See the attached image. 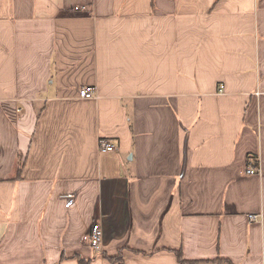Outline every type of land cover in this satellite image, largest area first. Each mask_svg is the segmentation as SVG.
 Here are the masks:
<instances>
[{
	"label": "crops",
	"instance_id": "1",
	"mask_svg": "<svg viewBox=\"0 0 264 264\" xmlns=\"http://www.w3.org/2000/svg\"><path fill=\"white\" fill-rule=\"evenodd\" d=\"M177 252L264 264V0H0V264Z\"/></svg>",
	"mask_w": 264,
	"mask_h": 264
},
{
	"label": "built area",
	"instance_id": "2",
	"mask_svg": "<svg viewBox=\"0 0 264 264\" xmlns=\"http://www.w3.org/2000/svg\"><path fill=\"white\" fill-rule=\"evenodd\" d=\"M219 92L221 94L224 93L223 86L220 88ZM79 98L87 99V100H96L97 98L96 88H93V87L82 88L79 94ZM99 146L102 152H112L113 150H115V146L106 140H100ZM247 173L250 175H256V174H260L261 171L258 166L257 167L250 166L249 168H247ZM77 195H78L77 192H69V193L60 195V199L64 200L67 207H72L75 205V202L78 198ZM262 218L263 216L257 215V214L249 215L250 222H261ZM88 236H89V243H90L91 249L95 253L101 254V252L104 251L103 250L104 236H103L101 225L99 223L92 225Z\"/></svg>",
	"mask_w": 264,
	"mask_h": 264
},
{
	"label": "trees",
	"instance_id": "3",
	"mask_svg": "<svg viewBox=\"0 0 264 264\" xmlns=\"http://www.w3.org/2000/svg\"><path fill=\"white\" fill-rule=\"evenodd\" d=\"M176 256H177L178 262L181 263V264H232L231 262L223 260V259H218L216 261H205V262H201V261H186V260H184L181 252H177ZM78 260L80 261V264H87V262L85 263L84 260H82V259L78 258ZM109 260L111 262H113V263L120 262V264H123L121 255H119L115 259L109 258Z\"/></svg>",
	"mask_w": 264,
	"mask_h": 264
}]
</instances>
